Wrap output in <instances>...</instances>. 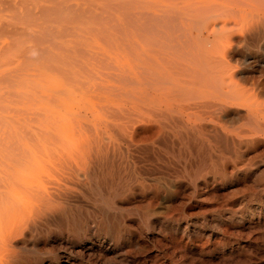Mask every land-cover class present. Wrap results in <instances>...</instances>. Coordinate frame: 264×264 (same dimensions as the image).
<instances>
[{
    "label": "bare ground",
    "instance_id": "obj_1",
    "mask_svg": "<svg viewBox=\"0 0 264 264\" xmlns=\"http://www.w3.org/2000/svg\"><path fill=\"white\" fill-rule=\"evenodd\" d=\"M133 18L135 58H120L124 64H132V80L122 78V88L102 96L107 102L122 103L123 107L110 110L81 107L58 133L51 135L46 130L29 138L10 131L0 138V264H11L15 239L29 232L35 219L43 216L50 220L60 211L58 195L44 188H30V181L50 178L56 185L68 183L84 192L96 171L101 172L102 168L113 171L114 166L123 160L127 163L128 159L137 169L142 167L138 165L146 164L154 171L173 165L188 170L191 178L185 183L195 189L207 190L224 184L247 187L252 177L264 174V0H134ZM241 42L245 44L242 51L238 49ZM83 59H71L73 71L84 69L80 66ZM129 83L131 89L124 88ZM124 163L122 168L126 167ZM147 180L159 184L156 177ZM172 189L170 184L167 195L162 197H171ZM76 196L72 202L85 203L84 195L81 199ZM101 211L105 212V208ZM80 219L76 220L77 225Z\"/></svg>",
    "mask_w": 264,
    "mask_h": 264
},
{
    "label": "rangeland",
    "instance_id": "obj_2",
    "mask_svg": "<svg viewBox=\"0 0 264 264\" xmlns=\"http://www.w3.org/2000/svg\"><path fill=\"white\" fill-rule=\"evenodd\" d=\"M133 15L134 0H0V138L10 131L29 138L40 136L46 130L51 135L58 133L81 107L106 110L123 107L122 103L110 100L109 103L102 96L122 88V78L132 80V64H124L120 58H135ZM240 44L238 49L242 51L245 44ZM73 58H84V64L80 65L84 68L82 71L72 70ZM130 83L124 88L131 89ZM128 160L114 166L117 175L104 168L96 171L84 192L68 183L56 185L45 177L39 182H28L30 188H44L57 194L60 211L50 220L38 217L31 224V231L28 229L29 232L15 239L11 264H264V174L252 177L247 187L224 184L207 190L195 189L185 183L191 178V172L179 166L169 168L174 172L165 167L154 171L155 168L146 164L138 165L142 167L137 169ZM123 163L126 167L122 168ZM160 171L166 173L162 175ZM113 175L119 177L115 176L114 180ZM152 177L159 184L147 180ZM106 183L112 185L108 188ZM170 184L172 196L163 198ZM82 194L85 203L72 202L73 196L81 199ZM72 214L80 216L78 225L79 218ZM107 217L112 223L107 222ZM116 219H121L120 222L124 219L123 224ZM124 230L127 237L121 234ZM114 238L119 241L116 243Z\"/></svg>",
    "mask_w": 264,
    "mask_h": 264
}]
</instances>
